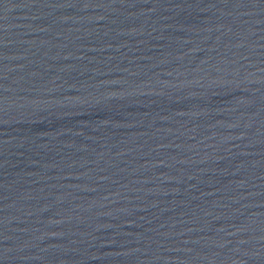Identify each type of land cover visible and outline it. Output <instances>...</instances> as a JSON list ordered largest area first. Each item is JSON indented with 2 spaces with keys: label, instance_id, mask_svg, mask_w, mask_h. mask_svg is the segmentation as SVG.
Instances as JSON below:
<instances>
[{
  "label": "water",
  "instance_id": "1",
  "mask_svg": "<svg viewBox=\"0 0 264 264\" xmlns=\"http://www.w3.org/2000/svg\"><path fill=\"white\" fill-rule=\"evenodd\" d=\"M0 264H264V0H0Z\"/></svg>",
  "mask_w": 264,
  "mask_h": 264
}]
</instances>
